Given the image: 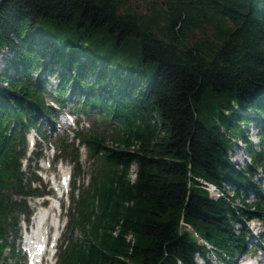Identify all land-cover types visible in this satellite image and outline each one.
<instances>
[{"label": "trees", "instance_id": "trees-1", "mask_svg": "<svg viewBox=\"0 0 264 264\" xmlns=\"http://www.w3.org/2000/svg\"><path fill=\"white\" fill-rule=\"evenodd\" d=\"M139 1L150 11L130 0H0V264L6 248L15 253L26 197L40 193L21 160L24 131L52 116L41 72L59 77L53 99L65 104L71 86L74 108L112 129L111 145L103 133L76 134L95 172L88 187L74 177L68 228L81 235L57 264H212L210 252L227 261L249 251L247 222H264L252 176L264 173V150L246 135L264 119V0ZM239 138L251 156L244 167L229 155Z\"/></svg>", "mask_w": 264, "mask_h": 264}, {"label": "rangeland", "instance_id": "rangeland-1", "mask_svg": "<svg viewBox=\"0 0 264 264\" xmlns=\"http://www.w3.org/2000/svg\"><path fill=\"white\" fill-rule=\"evenodd\" d=\"M149 5V1L139 0H130L128 4V6L137 10L138 13H145L150 11ZM6 54H8L7 47H5L0 52V70L4 65V56ZM55 67L57 68V70L59 69V65H56ZM38 72L39 71L34 68L31 71V74L33 76H37ZM41 75L42 77L45 76L48 80L47 84H45V88L48 92H46L44 96L46 100L50 101L51 99L49 98L51 97V95L48 94L50 93L49 90L53 91V93H56L60 82L59 77L57 74L52 75L46 74L45 72H41ZM78 97V90L75 91L73 94L71 86H68V93L64 96L66 104L64 105V107H62L63 109L60 107V110L54 109V115H52L53 117L51 116V119H47L45 115H43L39 119L40 125H38L40 129L31 127L29 130L26 129L24 132L26 137L27 154L22 160V165L25 171L24 176L26 177V183L29 181L31 182L32 179V184L40 186L45 192H47V190H51L53 199L59 198L60 200L61 197H57V193H55V191L51 188V185L48 182L49 178L58 179L61 174L69 171L71 172V175L75 176V178L77 179V185L88 187L92 179L91 176L95 172V168L93 164H91L93 160H91L89 157V146L80 143L78 139H76L77 133L82 132V134H85L86 132L90 133L95 131L98 133H103L104 136L107 138V144H113L110 140L112 129H110L109 126L105 125V122H100V118L97 121H94V114H85L84 112H78L74 108L76 106ZM65 111L70 112L72 114L73 119L70 121V125H66V123L61 122L62 120H64L63 113ZM247 113L250 115L254 112L253 110H250ZM50 128L54 129L51 130ZM247 130L248 133L245 131V134L247 133L246 135L248 139L253 143L254 149L260 150L262 148L264 150V145H261L258 139L259 134H264V119H260L257 122L254 121L253 123L248 124ZM33 135H35V138H32ZM32 140L36 141V145H34ZM64 140L65 143L69 145V149H65ZM245 145L246 144L244 140L242 138H239L235 141L234 148L229 151V155L236 167L247 166V164L251 160V156L247 153ZM101 152L99 151L98 155H101ZM98 155H95V157H97ZM77 158L81 165L80 171H77V169H75L76 164L74 161L77 160ZM50 165L51 168L49 170L41 169L42 166L48 169ZM135 170L136 166L133 165L131 171L132 178L135 176ZM34 172L37 176H39L40 173L43 177L40 176V179L38 181L35 180ZM252 176L254 181L261 186L264 192V173L262 172V169L260 167L254 168L252 170ZM196 180H198L202 186L205 185V179L197 177ZM225 185L228 192L232 194L230 185L227 183ZM71 188L72 186H70L68 189L69 193H65L62 199L60 200L62 203V209H59L60 214L58 215V217L61 219L60 222L65 224L62 236L58 240L57 246L54 250L55 257L53 261L56 260L57 254L59 255L60 253V248L65 246L69 238L75 239L81 235V231L79 228L69 227L67 229V222L71 218L70 209L73 206L71 200ZM243 191H245L244 196L248 199V201L251 202L257 199L255 193L252 190L244 189ZM214 195L218 196L216 193H214ZM41 199L42 198H34L32 196L27 198V204L30 209L29 218L26 219V216L24 214L20 215L19 232L16 237H13L14 240L13 238H11V240L14 241L15 253L12 255V250L10 248L6 249V251L3 253V256L5 255L7 257L6 264H26L24 257L19 252V240L20 238H23L25 225L34 226L35 215L36 212L39 210L37 209V200ZM237 203L241 204L239 203V201H237ZM53 212L55 214H58L56 213L55 209H53ZM73 213L76 212L73 211ZM247 225L251 229V233H248L247 235V246L249 248V251L247 253L244 252L238 254L236 258H229L227 261L218 260L215 254L213 252H210L208 255L212 264H230L229 262H231V264H240L241 262L242 264H244L243 261L249 263L262 254V252L264 251V239L261 242L260 235H262L264 238V222L256 218L255 220L248 221ZM182 226L183 229H186L185 222H182ZM234 226L238 228L240 227V223L236 222ZM251 254L256 255L252 258ZM196 262L197 264H206V262L200 256L196 257ZM261 264H264V260L261 261Z\"/></svg>", "mask_w": 264, "mask_h": 264}, {"label": "bare ground", "instance_id": "bare-ground-1", "mask_svg": "<svg viewBox=\"0 0 264 264\" xmlns=\"http://www.w3.org/2000/svg\"><path fill=\"white\" fill-rule=\"evenodd\" d=\"M61 122L67 123L68 121L65 120V117H64V120H62ZM50 129L52 130L54 128H50ZM206 184H207V187H209V189L214 190L216 188L214 185H211L209 183H206ZM216 190H217V188H216ZM217 193H219V192H217ZM53 209H54V206L52 205L49 208V210L40 211L39 213L36 214L37 215L35 217L36 227L33 231V234L31 235L32 239L43 242L45 239V235H46L45 231H47L50 226L56 227V230H59V231L61 230L62 226L60 224L61 222L58 223V221H59L58 214H55L53 212ZM263 260H264V251L262 252V254L259 257H256L251 262L246 263V264H261V261H263ZM240 264H242V262Z\"/></svg>", "mask_w": 264, "mask_h": 264}]
</instances>
